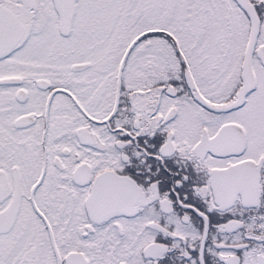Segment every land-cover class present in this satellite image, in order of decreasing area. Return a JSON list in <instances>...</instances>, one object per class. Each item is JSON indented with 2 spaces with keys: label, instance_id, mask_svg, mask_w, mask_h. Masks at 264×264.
Instances as JSON below:
<instances>
[{
  "label": "snow or ice",
  "instance_id": "snow-or-ice-1",
  "mask_svg": "<svg viewBox=\"0 0 264 264\" xmlns=\"http://www.w3.org/2000/svg\"><path fill=\"white\" fill-rule=\"evenodd\" d=\"M0 264H264V0H0Z\"/></svg>",
  "mask_w": 264,
  "mask_h": 264
}]
</instances>
